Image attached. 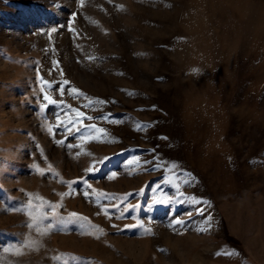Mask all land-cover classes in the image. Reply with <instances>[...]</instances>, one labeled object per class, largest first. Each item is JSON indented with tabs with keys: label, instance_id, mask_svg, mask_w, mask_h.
<instances>
[{
	"label": "rangeland",
	"instance_id": "obj_1",
	"mask_svg": "<svg viewBox=\"0 0 264 264\" xmlns=\"http://www.w3.org/2000/svg\"><path fill=\"white\" fill-rule=\"evenodd\" d=\"M0 264H264V0H0Z\"/></svg>",
	"mask_w": 264,
	"mask_h": 264
},
{
	"label": "snow or ice",
	"instance_id": "obj_2",
	"mask_svg": "<svg viewBox=\"0 0 264 264\" xmlns=\"http://www.w3.org/2000/svg\"><path fill=\"white\" fill-rule=\"evenodd\" d=\"M81 2H83V0H81ZM120 10H123V6H117ZM53 31H56L55 29H53ZM91 59V58H90ZM55 64H58L59 62H54ZM61 75H63V72L61 70ZM62 84L67 85L69 84V81L67 80H62L61 81ZM44 84L47 85L48 88H52L53 85L48 82V81H44ZM41 91L44 92V88H41ZM59 94L61 96L64 95V89L61 88L59 89ZM131 95V93H129ZM68 95L70 96H74V97H83L85 94L83 92H81L80 90L76 89V88H71L68 92ZM44 100L47 101L48 104H56L58 103L57 100H55L52 96L48 95L47 93L44 94ZM60 104H63L64 102L61 100L59 101ZM103 104L105 103L104 101H100V100H96V101H92L89 100L88 101V105L86 106H91L92 104ZM46 107V105H41V111H44V108ZM69 108H71V106H68ZM75 113L76 119L75 120H68L67 122L65 121H61L58 119V123H57V127H63L65 128V131L67 133H71L73 131V128L68 127L69 124L72 125H76L78 124V127H75L74 130L77 133H80L83 130V134L79 136V139L81 141H88L89 139H95V137L93 136V131H89V130H94V132L96 133H103L104 129L102 128H98L95 124H88L85 125L83 123V120L81 118H83L85 116V113L79 111L78 109H73L72 110ZM88 120H92L93 117L88 116L87 117ZM138 127H142V126H138ZM46 130L48 131L49 134L55 135L54 133V127L52 125H46ZM58 144L63 145L64 141L63 140H58L57 141ZM67 147L69 148H79L80 145L79 144H68ZM88 155H91V153H87ZM79 155V153H77V156ZM107 160V158H104L103 160H99L96 163L97 164H103L105 161ZM130 165L134 163V161H129L128 162ZM175 167V166H173ZM49 169H51V165L48 166ZM94 170V167H90L87 169L88 172H92ZM39 174L41 176L45 175V171L40 169L39 170ZM116 176V173L113 172L110 176L109 179H112ZM190 182V181H189ZM75 183V182H72ZM69 187H71V183L68 185ZM89 188H91V185H88ZM61 196H67L69 195V193H61ZM85 196L88 195V193L84 194ZM166 201L163 199L157 200V199H153V203H165ZM197 204L199 203H207V201H196ZM59 207V205H55V204H49L46 201L40 200V202L38 204H33V202L30 200L26 206V209H21L18 211L24 212L26 211L28 213V215L31 217L32 219V223L28 225V227H33V226H37V230L41 231V234H46L50 231H52L54 229L55 225H67L69 223L72 222V218H77V219H81V220H86L87 218H83V217H78V215L76 213H71L69 215V217H63V216H59L56 213V208ZM45 208L51 209V216L48 215V213L46 211H44ZM33 211L36 212L35 215H33ZM201 212L203 211V209L200 210ZM105 214L107 215L106 211ZM45 221H49L46 225H45ZM177 224H181L183 223V221L181 220H177L176 221ZM39 226H43V230H41V228ZM97 231H103L102 229H96ZM201 231H204L205 229H200ZM7 251V250H6ZM220 253H217V255H219ZM231 254H235V253H231Z\"/></svg>",
	"mask_w": 264,
	"mask_h": 264
}]
</instances>
